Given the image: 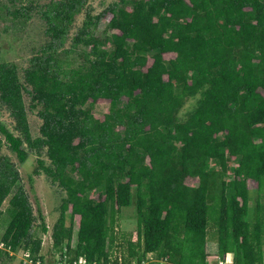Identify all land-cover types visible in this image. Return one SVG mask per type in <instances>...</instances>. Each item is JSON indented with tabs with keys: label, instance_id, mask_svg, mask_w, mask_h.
I'll list each match as a JSON object with an SVG mask.
<instances>
[{
	"label": "trees",
	"instance_id": "trees-1",
	"mask_svg": "<svg viewBox=\"0 0 264 264\" xmlns=\"http://www.w3.org/2000/svg\"><path fill=\"white\" fill-rule=\"evenodd\" d=\"M86 5L49 0L8 11L25 21L36 12L48 42L30 58L23 83L14 63L0 61V108L18 133L0 124V147L2 136L20 163L26 148L37 156L44 151L49 165L37 159L33 173L41 171L65 193L53 250L103 264L117 263L115 248L123 263L151 253L167 264H207L211 226L219 257L231 253L232 264H264V0H117L95 16ZM84 9L65 48L73 17ZM107 14L112 33L98 38L94 30ZM23 93L41 121L34 139ZM99 100L109 105L100 120L92 115ZM229 158L237 165L229 181L218 182ZM18 179L0 161V218L6 220L0 256L7 260L9 252L37 256L41 249L21 187L1 210ZM248 181L258 195L252 221ZM133 201L135 241L115 230L121 209ZM40 229L47 231L42 222Z\"/></svg>",
	"mask_w": 264,
	"mask_h": 264
},
{
	"label": "rangeland",
	"instance_id": "rangeland-1",
	"mask_svg": "<svg viewBox=\"0 0 264 264\" xmlns=\"http://www.w3.org/2000/svg\"><path fill=\"white\" fill-rule=\"evenodd\" d=\"M49 0H14L13 5L8 2V0H0V61L14 63L17 67V74L20 82L23 83V70L28 66V62L32 56H34L47 42L48 38L44 35L45 24L37 15L36 12L31 13V18L27 21L23 19L13 20L11 16L8 15V11L13 8H18L20 6H26L28 3L35 4L37 6H42L47 4ZM117 0H87L86 9H88L92 16L102 13L110 4L116 2ZM82 10L79 14L73 17V23L70 26L68 35L65 39L64 46L68 48L71 43V39L77 33L78 29L84 19L85 10ZM110 16L105 15L100 21L94 34L98 38L109 37L112 31L106 29V24ZM109 43L107 45L109 46ZM107 46V47H108ZM172 55H164V59H171ZM196 98H192L186 101L182 109L179 111L178 117L184 119L188 112L192 110L195 105ZM23 101L26 110V118L28 122L29 132L31 138L39 137V127L41 121L36 116L35 111L29 109V97L23 93ZM108 102L105 100H99L95 103L92 109V115L96 119H102L103 115L108 112ZM0 124H2L9 132L14 136H18V133L14 130V122L10 118L8 112L4 108H0ZM2 139V145L0 147V161H5L12 166L18 173L19 179L16 185L11 190L10 195L4 200L1 206L3 211L8 203L10 196L16 191L17 188L21 187L26 193L28 201L32 207V212L35 218L33 227L31 230V235L33 238H39L41 240L40 255L44 259L52 260L58 255L52 248L51 232L52 227L59 217V209L62 200L65 198V193L62 191L56 183H52L49 178H47L41 171L38 175L34 174L33 171L37 168V159L42 160L45 166L49 165V161L45 156V152L41 151L39 156H37L33 151L26 148L27 158L23 163H20L14 153H12L7 147L6 143ZM25 148V147H24ZM228 162V172L227 174H218V182L221 180L229 181V174L231 169L237 165V160L229 158ZM193 184L194 182H188ZM248 197H249V220L252 221V210L254 204L257 200L256 184L252 181H248ZM218 189L215 193H218ZM91 197L96 198L95 193L90 194ZM264 203V199L261 200ZM38 214L41 215L42 221L38 218ZM70 214L66 213V222L69 224ZM79 218L75 216L73 218V235H72V246L75 243V236L78 229ZM41 222L47 229L43 233L40 229ZM6 225V220L4 217L0 218V239L3 234L4 227ZM115 230L124 234L131 235V240L136 239V219H135V207L134 201L132 205L126 208H122L120 215L116 221ZM3 251L2 249H0ZM262 250L264 252V237L262 239ZM206 253L207 262L214 263L216 260L217 250H216V235L213 228L209 226L206 237ZM11 259L7 260L3 256H0V264H21L22 259V249L16 252H11ZM123 253L118 252V248L113 251V257H118L119 259ZM144 257V256H143ZM146 264H155L156 259L153 254L146 255ZM228 258L232 262V254L229 253ZM232 264V263H231Z\"/></svg>",
	"mask_w": 264,
	"mask_h": 264
},
{
	"label": "built area",
	"instance_id": "built-area-1",
	"mask_svg": "<svg viewBox=\"0 0 264 264\" xmlns=\"http://www.w3.org/2000/svg\"><path fill=\"white\" fill-rule=\"evenodd\" d=\"M0 249L5 250L2 243L0 242ZM10 256L11 252H9ZM151 254V253H148ZM146 254V255H148ZM146 255L142 258H140L139 261H137L136 259H131L126 263H123L121 258L117 259V263L116 264H146L147 258ZM154 255V254H153ZM229 254H226L224 257H216V260L214 263L211 264H231V260L228 258ZM41 256L40 254L37 256H33L31 254V252L27 249V250H22V259L20 260L21 264H103V263H98V262H89L84 256H80L76 259H70V256H68L67 254H65V249H64V253L61 255L60 253H58V255L55 256V258H52V260H48L44 259V257L42 258V260L40 259ZM155 259H156V263L155 264H167L165 259L156 257L154 255ZM110 264V263H108ZM151 264V263H149ZM207 264H210L207 262Z\"/></svg>",
	"mask_w": 264,
	"mask_h": 264
}]
</instances>
